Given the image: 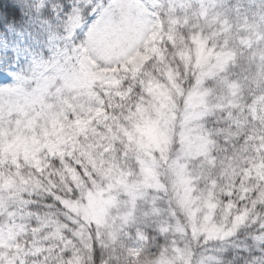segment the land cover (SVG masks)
<instances>
[{"label": "clouds", "instance_id": "clouds-1", "mask_svg": "<svg viewBox=\"0 0 264 264\" xmlns=\"http://www.w3.org/2000/svg\"><path fill=\"white\" fill-rule=\"evenodd\" d=\"M260 4L264 9V0H260ZM233 8L234 0H227L222 8L209 11L203 17L194 8L189 27L181 30L183 40L179 39V35L175 44L164 40L159 46L163 59L153 55L144 63L135 82L123 79L121 91L128 94L130 90L127 106L109 110L108 102L103 105L106 112L110 111L117 118L116 123L112 124L113 132L118 137L116 141L109 138L92 150L91 155L86 150L65 149L69 154L63 157L50 156L47 151H43L37 161L17 160L13 164L11 159H7L2 163L0 176L3 184L0 187L14 181L13 191L18 198L33 207H38L41 203L46 205L47 214L54 218L53 226L39 233L41 241L50 250L49 264H209V253L217 255V249L221 248L225 249L219 253L221 264H254L256 255L264 253V243L260 244L261 252L257 253L254 251L253 241L247 239L257 230L264 233V200L261 199L264 182L257 187V180L254 177L248 178L249 165L237 157L245 137L234 138L236 130L232 128L228 117L235 116L236 113L211 111L216 101L209 99L210 114L202 122V131L214 146L211 155L217 160L236 157L233 160L235 168L231 174L222 175L226 170L220 166L213 170L211 182H214L215 188L210 189L209 182L200 179L199 170L204 160L184 159L180 143L184 101L167 79L168 73L172 72L175 73L176 88H182L185 80L192 83V79L186 76L180 53L186 47L193 46L191 36L203 33L209 39L210 46L223 39L219 33L225 31V25H231L237 15ZM251 11L254 12L255 8ZM213 33L217 34L216 39H213ZM225 71L233 82H239L244 102L250 108L264 96V87L250 95L252 89L248 77L252 75V71L245 67L244 58L237 59ZM120 75L123 76V73ZM149 80L164 85L175 103V121L170 144L157 146L151 136H145L143 132V121L139 119L136 106L148 107L153 103L156 93L148 85ZM98 95L100 101H105L102 90L98 91ZM114 102L120 103V99L115 98ZM138 124L141 125L140 129L136 127ZM118 125L127 130L132 137L131 141L125 132L120 131ZM137 140L140 141L139 148ZM149 154L156 161L158 176L152 182L153 186L146 189L142 206L159 209L160 217L165 223L162 224L160 218L130 223L122 227L119 238L113 240L108 228L98 227L88 215L86 210L91 203L89 194L111 186L113 191L110 195L117 196L121 201L127 199L116 181L120 178L122 182L124 173L128 170L133 173L127 176L129 184L139 179L140 170L135 158L138 156L147 160ZM240 155L246 156L245 153ZM185 165L197 189L193 196L206 198L208 191L213 192L218 206L214 216L216 225L224 234L234 232L237 239L245 237L247 251L225 246L213 239L210 232L204 231L203 223L194 228L190 221L184 219L185 214L181 208L184 197L179 195L176 174ZM22 177H34L39 183L31 180L21 183ZM9 206L15 207L13 202H9ZM229 209L234 211L229 213ZM115 215L116 212L113 211L112 216ZM203 215H208L207 210ZM177 221H180L179 225ZM116 223L119 225L120 221L117 220ZM44 259L46 257L34 261L33 264H43Z\"/></svg>", "mask_w": 264, "mask_h": 264}, {"label": "trees", "instance_id": "trees-1", "mask_svg": "<svg viewBox=\"0 0 264 264\" xmlns=\"http://www.w3.org/2000/svg\"><path fill=\"white\" fill-rule=\"evenodd\" d=\"M170 2H173L172 8H174L172 17H170V11L168 10ZM226 2L227 0H217L213 6V11L222 8ZM31 4L32 2L30 0H0V23H3L4 25L3 30H0V36H3L4 32L8 31L11 26L19 28L27 23L25 20V17L28 15L27 6ZM194 8L198 9L200 13V5L196 3V0H161L156 5H153L152 9L154 10L156 19L159 21V30L151 44V52L146 61H148L153 55L159 56L160 59H163V57L160 56L159 46L164 40H168L175 44L178 35L179 39L181 41L183 40L181 30L189 27L191 13ZM253 8H255L254 12L251 11ZM233 11L236 12L237 15L232 21V24L225 25L226 30L219 33V36L223 37V39H220L216 43H212L210 46L209 39L204 37L203 33L199 36H191L190 40L193 46L191 48L186 47L184 51L180 53V59L183 61L186 69V76L192 79L191 84L188 83V80H185L182 88H176L175 73L169 72L167 75L169 84L176 89L177 95L184 101L183 108L184 111L186 110V114L189 115L191 112H196L194 119L190 123L193 133L191 135H194L206 143L205 147L207 155L193 160L201 158L204 160V164L200 166L199 170L200 179L209 182L210 189L215 188L214 182H211L213 170L220 166L226 170L222 175L231 174L235 168L233 160L236 158L233 157L230 159L223 157L221 160H217L211 155L214 146L202 131V122L205 121L210 114V98L216 101L214 107L211 108V111H229L230 113H236L235 116L229 115L228 117L232 122V128L236 130L234 138L238 139L241 136L245 137L243 147L240 149V152L237 153V157L243 159L244 162L249 165L250 172L253 168L258 167V177L262 174V178L261 180L258 179L259 182L257 181V187H259L260 183L264 182V115L259 119H249V105L244 102V97L240 91V84L239 82H233L231 77H229L225 71V69L228 66L233 65L237 59L244 58L245 67L252 71V75L248 77L252 89L250 95L254 94L259 88H261L259 87V84L262 77L261 74L264 72V9H262L260 3L253 0H234ZM171 18H175L177 23L171 24ZM233 28H235V31H233ZM247 36H249V39L244 41ZM216 37L217 34L213 33V39H216ZM5 38L9 45L10 52L11 46L14 43L11 39V32H8V35ZM79 39L80 38L77 40ZM199 47L203 48V53L206 56L203 61H200L197 58V50ZM221 56H225L222 65L218 64L217 61ZM144 63L133 72L124 73V76L120 78L119 82L116 84L118 92L114 97L106 95L104 90H102L105 96V101H101L100 104L103 114L98 116L94 122L89 123L88 125L86 124L82 131L71 127L68 134L69 150H86L88 154L91 155L92 150L97 148L99 144L108 141L109 138H111L112 141L118 139L112 129V124L116 123L117 118L111 115L110 111L106 112L103 105L105 102H108L109 110L113 108L120 109L122 106H127L126 102L129 100L130 90L128 94L121 91L122 81L123 79H131L135 82L141 73ZM206 71H210L211 73ZM141 83H144V81H141ZM147 83L154 91L158 88L161 91V94H158L155 91V99L148 107H141L140 105L136 106L137 112L139 113V119L143 121L145 129L147 128L150 131L154 128L155 130H163L165 120L175 121V103L164 85L159 84L158 82L153 83L151 80L147 81ZM91 90L94 94L90 95L87 93L83 96H77L76 93H70L65 97L66 102L64 103L66 105L70 104L77 115H85L87 117L96 109L97 101L100 100L98 95V91L101 90L100 84L92 83ZM115 98H119L120 103H115ZM196 98L204 99V104H199L197 108V104H194L195 107L191 109L193 105H188V102L190 99ZM163 99H170L172 103L167 102L168 105H165V102L162 101ZM78 100H81V102H78ZM12 104L15 103L11 101L9 97L0 93V139L3 136L5 138L8 137L11 132H14V122L15 120L17 121V115L11 116L8 112V109ZM169 109L172 111L169 112ZM59 116L60 114L58 116L54 115L46 118L40 115L39 119L35 121L34 128L38 131L45 130L49 127L53 119H57L56 123H63L62 120L64 119ZM183 117H185V115H183ZM20 118L22 119L21 116ZM118 127L120 128V131H123L128 135V139L131 141L132 137L127 133V130L119 125ZM136 127L140 129L141 125L138 124ZM191 135L189 136L191 137ZM240 153H245L246 156H241ZM152 160H154V158H152ZM205 165H207V167H205ZM16 166L19 167V165ZM0 172H2V164L0 165ZM17 175H19V173H17ZM130 175H133V173L131 170H128L125 177ZM188 177L190 179V186L193 188V192L191 193L193 199L198 198L201 201H214L215 203L212 191L206 193V198H202L200 195L193 196V193L196 192L197 189L194 186L193 178L189 172ZM233 179H235V176H233ZM29 180L36 184L39 183L34 177H28L27 179L22 177L21 183H27ZM0 184H3L2 176H0ZM13 188L14 181H9L7 186L4 185L3 187H0V201H2L0 203L1 214L13 212L24 213L26 216L29 215L30 219L29 217L27 218L28 220L26 219L29 224L27 228L32 227L34 232L31 234L29 229L26 230L24 234L26 242L32 241L33 239L41 240L39 233L52 227L54 218L47 214L46 205L41 203L38 207L31 206L30 203L18 198L17 194L13 191ZM131 190L135 192L138 191L137 194L146 197V191L144 189L140 191L139 186ZM5 193L7 195H5ZM91 194L93 193H90V195ZM122 194L125 197L127 196L126 192ZM261 199L264 200V194H261ZM9 202H13L15 207H10ZM142 203L143 201L141 204ZM232 211H234V209L228 210L229 213ZM145 213L150 215L147 221L159 218L157 214H152L153 209L148 210L146 208ZM179 223L180 221H177L178 225ZM29 237L32 239L30 240ZM247 239L253 241L255 246L254 251L260 253L261 249L259 246L264 243V233L257 230L252 237H248ZM227 243V246H231L232 248H241L245 251L248 250L247 244L245 243V237L237 239L233 236L227 241ZM38 249V251L31 253V256L28 257L26 261L27 264H33L34 261L40 260L43 257H46V259L43 260V264H49L51 257L48 256L50 250L47 248V245L42 241ZM224 250L225 249H217V255H214L217 262L214 264H221L219 253H222ZM258 259L264 260V253L260 254L258 258H255V264H258ZM14 264H20V260H16Z\"/></svg>", "mask_w": 264, "mask_h": 264}, {"label": "rangeland", "instance_id": "rangeland-1", "mask_svg": "<svg viewBox=\"0 0 264 264\" xmlns=\"http://www.w3.org/2000/svg\"><path fill=\"white\" fill-rule=\"evenodd\" d=\"M33 3V0H30ZM161 0H121L122 3L126 5L133 6L131 11H136L139 9L140 14L143 16L145 21V26L142 30V35L136 41L134 46H129V49L122 58H117L115 62L111 63V66H106L100 68L95 61L90 64L89 71L87 73L79 72V64L75 58H71L66 63L68 68L71 70L67 73L72 83L70 86L65 88V93L63 100L66 102L67 95L70 93H76L77 96H83L87 93L94 94L91 90L92 83H99L101 90H104L106 95L114 97L117 91V82L124 76V73H131L135 69H138L149 57L151 52V44L158 34L159 21L156 19L153 5H156ZM217 0H196V3L200 5L201 16H206L209 11H213V6ZM260 3V0H253ZM181 4V3H180ZM173 2H170L168 10L172 8ZM167 10V11H168ZM126 11H129L126 9ZM131 11L129 14H131ZM249 36L244 41H247ZM79 43V40H77ZM203 53V48L199 47L197 50V58L200 61L205 59ZM0 59L4 61L3 67L5 71L0 73V78H4V83L0 84V93L9 97L12 104L8 109L11 116L17 115L18 112V98L13 93H6L3 91L5 87L11 84L10 74L7 71L10 67H15L14 55L10 54L8 50H0ZM225 56L218 58V64L224 63ZM210 72V71H206ZM123 73V76L120 74ZM211 73V72H210ZM261 81L259 87H264V72L261 74ZM158 94L161 91L157 88L155 90ZM165 105L167 102L172 103L170 99H163ZM81 102V100H78ZM33 111V116L35 118H29L20 126L17 130V121L14 122V132H11L8 137H2L0 139V157L3 156L4 149H7L9 158H14L16 160H32L37 161L39 159L40 153L47 151L50 156H64L68 154L65 149H69L68 134L71 127L82 131L86 124L92 123L96 120L98 116L103 114L100 108L101 101L98 100L96 104V109L87 117L85 115H77L70 104L60 108V118L63 123L57 122L53 119L49 127L45 130H36L34 128L35 121L39 119L40 116V104L35 103ZM199 106V104H204V99H190L188 105H193L191 109ZM249 119H259L264 115V96H261L255 105L251 108L249 107ZM196 112H191L189 115L186 114V110L183 112V122L180 124L182 132L180 133V143L181 151L184 154L185 160H193L195 158L204 157L207 155V150L205 144L201 139L195 137L192 133L191 122L194 119ZM9 115V116H10ZM22 119L24 118L21 115ZM248 119V120H249ZM173 121L165 120L164 128H155L150 131L149 129H143L145 136H151L153 142L159 146L160 144H170L172 137ZM6 133V132H5ZM15 133V135H13ZM191 135V137L189 136ZM196 135V134H195ZM197 136V135H196ZM140 141H137V147L139 148ZM137 165L140 170V178L129 184L127 177L121 179L118 178L116 183L123 190L122 193L126 192L125 201H121L117 196L110 195L113 191L112 187L109 186L106 189L98 190L96 193L89 194V199L91 201L89 208L86 210L88 215L91 217L92 221L98 225V227L108 228L111 238L113 240L118 239L120 235V229L130 223H141L147 221L150 217L149 214L145 213L146 208L142 206L141 202L145 200V196L137 194V192L131 190L140 187V191L143 189L146 191L147 188L153 186V181L157 178V165L155 159L148 155L147 160H142L138 156L135 158ZM139 161V162H138ZM140 163V164H139ZM2 162H0V165ZM187 166H183L177 170V184L179 189V195L184 197L181 202V208L184 210L185 219L190 221L194 228L199 227L201 223L205 225L204 231L210 232L212 238L220 241L224 245H228L227 241L234 236V232H229L224 234V231L220 229L215 221L214 216L218 210L216 203L210 201H201L200 199L192 198L191 193L193 192L192 186H190V179L188 177ZM258 167L253 168V170L248 174V178H255L261 180ZM259 182V181H258ZM257 182V183H258ZM129 193H134L136 199L133 202ZM2 201H0L1 203ZM150 210L149 208H147ZM122 210V211H121ZM152 213L162 220V224L165 223L163 218L160 217V210ZM207 210L208 215H203L204 211ZM113 211L116 212L115 216H112ZM131 213V218L125 222L123 217ZM144 214V216H143ZM151 214V215H152ZM30 216L24 213H7L1 214L0 212V264H14L16 260H20V264H27L28 257L31 253L38 251L41 240L33 239L32 241L26 242V237L24 234L27 229L31 234L34 232L32 227L27 228L29 225L26 219ZM28 220V219H27ZM120 221L118 225L116 221ZM41 241V242H40ZM224 249V248H221ZM209 264H214L217 262L215 256L211 253L207 256ZM255 264V263H254Z\"/></svg>", "mask_w": 264, "mask_h": 264}, {"label": "snow or ice", "instance_id": "snow-or-ice-1", "mask_svg": "<svg viewBox=\"0 0 264 264\" xmlns=\"http://www.w3.org/2000/svg\"><path fill=\"white\" fill-rule=\"evenodd\" d=\"M132 7L121 0H33L27 6V23L19 28L11 26L0 36V50L9 49L5 38L8 32L14 42L10 54H14L15 67L7 69L12 82L3 91L18 98L17 130L25 120L35 118L29 110L34 109L33 102L40 104L41 116L60 114L65 88L72 83L67 75L71 71L68 60L74 57L79 72L87 73L92 61L100 68L110 67L117 58H122L129 46L135 45L145 21L139 9L131 11ZM173 13L174 8L169 12L170 17ZM170 23L176 24L177 20L171 18ZM3 27L0 23V30ZM3 64L0 59V73L5 71ZM3 83L4 78H0V84ZM12 155L11 161L15 164L17 160ZM7 159L9 154L4 149L0 162ZM129 195L134 202L136 195ZM156 211L154 208L153 212ZM131 215L124 216V221ZM258 264H264V260L258 259Z\"/></svg>", "mask_w": 264, "mask_h": 264}]
</instances>
